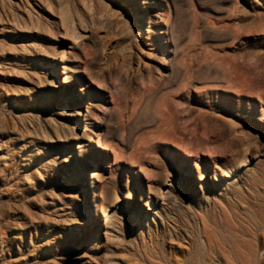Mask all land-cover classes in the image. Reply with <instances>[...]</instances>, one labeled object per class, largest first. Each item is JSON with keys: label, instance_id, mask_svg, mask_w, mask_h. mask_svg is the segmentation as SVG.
Returning <instances> with one entry per match:
<instances>
[{"label": "rangeland", "instance_id": "obj_1", "mask_svg": "<svg viewBox=\"0 0 264 264\" xmlns=\"http://www.w3.org/2000/svg\"><path fill=\"white\" fill-rule=\"evenodd\" d=\"M122 1L134 5V0ZM138 1L147 21L172 30L181 72L170 77L175 86L170 90L184 93L172 103L176 128L156 115L168 89L153 104L134 110L138 74L153 67L158 36H141L138 44L122 23L101 24L92 16L94 0H46L49 11L29 0L41 23L3 39L14 53L0 55V72L8 82L0 76L6 89L0 104V264L28 263L12 246L13 223L29 243L50 240L37 250L43 264H264V0H151L150 6ZM58 16L69 24L61 26ZM80 20L90 24L89 33L95 31L99 48L89 51L82 72L68 73L66 83L64 66L72 62L78 39L71 35ZM135 34L140 35L139 25ZM161 34L168 44L166 33ZM106 68L130 78L129 85L117 81L120 86L107 91L91 80V71ZM38 76L46 81L41 92L13 94ZM85 80L124 113L125 128L107 148L89 138L91 149L101 155L90 165L103 166L102 185L115 204L108 207L116 210L110 219L102 212L88 219L82 212L84 194L76 186L84 158L79 156L80 131L69 134L77 102L68 101L66 91L72 85L88 100ZM224 81L242 91L220 90ZM186 82L190 85L180 91ZM205 86L219 91L207 93ZM88 104L82 102L85 113ZM45 108L65 110L63 131L69 139L53 138ZM24 143L26 151L16 153ZM24 155L31 158L25 171ZM225 171L236 178L222 176ZM48 194L67 204L68 216L78 222L58 228L50 220ZM106 220L114 226L109 234Z\"/></svg>", "mask_w": 264, "mask_h": 264}, {"label": "bare ground", "instance_id": "obj_2", "mask_svg": "<svg viewBox=\"0 0 264 264\" xmlns=\"http://www.w3.org/2000/svg\"><path fill=\"white\" fill-rule=\"evenodd\" d=\"M94 1H95L96 9H95V14L93 13L94 15L92 16H94L95 19H97L99 22L100 21L107 22L110 26H114V27L116 24L121 25L122 23L123 26L125 25V28L129 29V33L133 34L134 36L133 38L136 43L138 44L142 43V41H140L139 39V37L141 36L148 39L150 38V34H154L158 36V38L154 39L157 41V45H156V49L153 52L154 54L152 60L153 67L146 68L145 70L142 69L141 72L138 71L139 80H140L139 83L137 84V89L139 91V98H138V102L134 104V110L139 111L140 109L153 104L154 101H157V97L160 94V92L168 89L167 91L169 92H165L164 95L162 96L161 101L158 102V104H156V108H157L156 115L158 118L160 117L163 123L170 124L176 128L177 125L174 124V122L172 121L174 119V112L172 113V103L174 101V98L176 97L181 98L184 93L177 92V94H175L173 90H170L173 88L175 89L174 82L171 81L170 77L173 76V74L175 73L181 72V67H179V65H176L174 60L175 50L173 48V40L170 37L172 30L170 31V28L168 26L160 28L152 20L147 21V17L143 13L142 8L140 6L141 3L139 4L138 0H134V5L131 4V2L127 3L122 0H94ZM34 4H36L37 7L42 8V10L49 11L46 0H35ZM142 4L146 6H150L151 0H144L142 1ZM83 8H85L87 12L91 11L90 5L88 6L87 3H84ZM124 12H126L128 15L127 20L123 18ZM35 13H36L35 8L30 5L29 0H0V55H5L6 53H10V54L14 53L12 46L6 44V42H4L3 40L4 38L12 36L11 34H15L18 30L22 29L23 27L31 28L32 26L34 27L35 24L39 25V23H41V19L37 18ZM51 13L53 12H50V14ZM153 14H157V12L154 11ZM49 16L50 15L48 12V15H46L44 19L48 18ZM58 17L59 18L57 20L61 26L65 27L66 25L69 24V20L67 17H60V16ZM147 22L150 24L149 27H147ZM137 25H139V30H140V35L138 36L135 34V28L137 27ZM89 28H90L89 23L88 25H83V23L80 20L79 28H76L72 32L71 36L73 37V39H78V41L76 42L77 44L73 46L75 51L72 56V59L70 60L72 61L71 64L67 65L66 63L64 66V73H66L64 81L66 83H69L71 81L69 80L68 73L78 75L80 72H82V67L86 62L89 51L98 50L99 48V40L97 38V35L95 34V31L89 33ZM162 31L165 32L167 35L165 37V41H167L168 44H165V42L162 41L163 39V36L161 34ZM151 39L153 40V38ZM78 56H79V60L74 62L75 58ZM163 71H165L166 75L160 76V74ZM120 74H118V72L115 73L110 68H106L104 70L101 69L100 71L97 70L95 72L94 71L90 72V76L92 78L91 80L97 81L98 85H103L107 91H111L112 89L119 87L120 85L118 84L117 81H119L120 84L129 85L128 81L131 79L128 77L127 79L123 78L121 77ZM0 76L5 79L6 83H8L6 76L3 72H0ZM45 82L46 81H44L40 76L32 79H28L29 85L16 87V89H13V94L16 96L25 95L30 97L32 92L35 93L41 92V90L46 85ZM226 82L225 81L224 83L222 82V86H221L222 88L220 90L226 91L228 89H236L237 91L239 90L238 92L242 91L241 89L238 88V86H236V84L232 85ZM84 83L87 86V91H85V95L89 98L88 100L84 98V95L80 97L78 93L75 92L72 85H69V88L66 91V97L68 101L77 102V105H74V107L72 106L76 113L74 114L75 116L72 119L74 123L72 124L69 130L70 131L69 134H72L75 137L80 131L81 137L79 138L80 140L79 156L84 158L83 159L84 167L80 169L79 180L76 186L79 188L80 192L84 194L82 198V203H83L82 212L84 215L86 214L88 219L96 220L95 213H99V212L104 213V216L107 219H110L112 218V215L116 213V210L108 209V207L111 205L115 206V204L110 200V190L106 187V185L105 186L102 185V177L104 175L103 166H100V168H95L92 165H90L92 163H99V159L101 155H98L95 150L91 149L90 146L91 143L89 142V138L93 136L96 137L98 142V147H102L103 149L107 148L108 145H110V143L113 141L116 132H119L120 130H124L125 128L124 113L122 111V108H120L117 105H111L108 102L107 98H103L104 93L100 92L97 88L96 90L92 88L91 83H89L87 80H85ZM189 85H190L189 82H186L180 87L179 90L184 91V89ZM205 89L207 93H210L211 91L213 92L219 91V89L215 90L207 86H205ZM5 91H6L5 84L4 83L2 84L0 82V104L2 103V100L5 99ZM84 101L85 102L87 101L89 103L88 110L86 111V113L85 111H83L84 107L82 105V102ZM11 109L9 108L6 111L10 112ZM46 111L48 114L46 115L45 123L52 130V133L54 134L53 138L56 141H63L64 139L65 140L69 139L70 135L65 134L64 132L65 130L63 131L64 129L63 125L66 122V119L64 118L67 115L65 110L62 109L52 112L46 109ZM188 113L190 112L188 111ZM117 114H118V120L117 122H114ZM2 127H3V121L0 120V128L2 129ZM26 147H27V143H24L18 146L15 152L22 155L26 151ZM101 153L102 152H100V154ZM3 155L0 154V157L4 158ZM23 160H24L23 171H25L28 170L29 166L31 165V158L28 157L27 155H24ZM104 161L107 162V159L105 158ZM4 165L5 166L9 165L8 161H5ZM244 165H246V163L242 164L239 167H243ZM222 176L226 178H230V180H234L236 178L235 174L232 171H225L222 174ZM200 178L202 179V176ZM214 179L224 182L223 177L218 178L214 176ZM219 185H221L222 187L224 186L221 183H219ZM91 187L93 194H91ZM166 191H169V189H167ZM47 198L48 199H46V201L50 205V208L52 209L51 212L54 213V216L51 215L52 217L50 218V220H52L57 225L58 228H60L61 230H65L73 223L78 222L75 216L74 217L68 216L69 206L67 204L60 201L57 202L56 201L57 198L51 194H48ZM93 201H95L96 212L95 210L92 209ZM147 205L151 209L155 208L154 205L151 203V201H148ZM106 221H107L105 223L106 234H109L110 230L114 229V226L111 221L109 222L108 220ZM10 229L13 232L12 246L13 247L16 246V252L22 254L21 255L22 258L27 260L28 263L26 264H41L42 262L40 263L36 255L37 250L38 248L41 249L42 247L45 248L49 246L50 240L42 239L41 242L37 244H32V242L29 243L27 239H25L23 233L20 231V226L18 224L16 223L11 224ZM92 262L93 261H90L89 263L91 264ZM82 264L84 263L82 262ZM95 264H101V263L95 262Z\"/></svg>", "mask_w": 264, "mask_h": 264}]
</instances>
